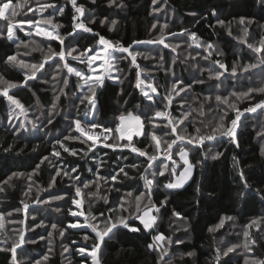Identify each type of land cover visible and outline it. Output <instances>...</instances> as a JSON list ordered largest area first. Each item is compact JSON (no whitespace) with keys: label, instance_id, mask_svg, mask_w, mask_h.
<instances>
[{"label":"trees","instance_id":"trees-1","mask_svg":"<svg viewBox=\"0 0 264 264\" xmlns=\"http://www.w3.org/2000/svg\"><path fill=\"white\" fill-rule=\"evenodd\" d=\"M13 2L14 5L20 4L21 7L15 8L18 14L11 18L12 23L33 17V13L25 15V0H13ZM41 2H47V0H41ZM52 2L57 7L67 4V0H52ZM118 2H122L124 7L109 8L108 0H95V3H92L91 0H77V3L82 4L85 9L84 16L81 18L84 23L93 28L94 32L100 33L101 36L113 43L120 41L121 44L127 47L132 45L133 41L160 38L161 32H163L166 37L165 43H179L181 45L176 52L155 43L135 44L133 49L142 53L136 59V63L140 65V68L145 69L142 78L150 72L160 95H164L165 90L171 88L176 78L182 80L185 85L192 84L191 89L180 93V96L176 97L171 108V115L177 116L184 109L203 106V116L197 111L193 113L192 117H189L192 120V126L188 127V133H194V128L201 127V122L210 128L218 121L220 110L217 109L215 96H229L232 92H244L249 88L263 84L264 73H261L259 69L248 73H243L238 69L237 75L232 76L225 73L219 80L210 79L208 71H202L217 67L213 65V60H220L229 69L234 66V61L245 64L252 60L251 50L247 49L246 45L240 43L236 38L243 34L244 25L239 24L240 17H246L254 21L248 25L249 37L247 39L249 42L259 40L260 36L264 35V12H261L256 6V0H167V4H165V0H160L155 7L161 8L162 11L155 13L153 12L152 0H118ZM28 3L35 7L36 0H28ZM212 9H215L219 18L224 20L225 24L231 28L232 36L227 34L226 28L217 24V17L211 15ZM52 12L53 9L49 8L42 14H36L35 19L41 21V26H43L44 20ZM192 13H196V15H192ZM71 14V5L67 4L64 7V14L55 15L52 19V25H59V27L54 30L52 25H48L47 30L58 32L66 37L64 40L65 50L69 45L76 47L78 52L82 51L85 46L88 48L96 46L99 38L83 30H78L75 36H67V33L72 31ZM105 18L109 23L101 25L100 21ZM90 19H94L95 23H89ZM113 19L118 23L110 31V21ZM7 23L0 19V33L6 35ZM165 23L168 24L167 29L163 28ZM153 24H156V28H152ZM23 27L27 30L29 26L25 24ZM184 28L196 33L202 43L206 42L214 45L215 51L210 60L206 61L202 58L207 55L203 48H197L195 45L189 47L190 40L186 39V35L175 37L169 35V33H180ZM14 37H16L14 41H9L0 36V74H3L5 79L12 82H22L25 79L24 72L28 70L5 64L4 60L7 56L20 53L18 59L22 58L34 63L39 61L43 55L39 51H33L34 48L43 47L47 50L51 46L54 51H60L59 41L56 40H47L34 34L27 35L26 31L18 29L14 30ZM110 51L112 50H109V53ZM26 52L31 54L24 55ZM78 52L73 53V55H78ZM112 53L118 58L115 62L116 71L111 74L113 79H109L110 75L103 77V88L95 89L99 109L96 119L104 122L107 126H111L121 112L131 111L141 116L144 121L143 131L146 134L155 131L158 136L162 135L163 131H167V129H162L161 121L163 118H156L154 123L161 125V127H154L148 123V118L143 115L146 111L149 112V115H153L156 109H149L148 104L150 102L145 100L139 90L134 87V76L137 69L130 64L131 58H122L126 57L127 53L119 51ZM216 53H220V55ZM192 57H195V59H192ZM58 59L54 58V60L45 64L42 71L47 74L41 76L40 73H37L38 78L36 80L28 81L30 87L23 86L11 89L10 94L15 93L16 98L28 109L26 117L20 114L19 109L9 115L11 108L14 106H11L6 98L0 97V181L13 172H23L25 174L32 172L44 156H48L52 161L51 165L48 161L40 164L39 173L33 177L34 182L21 177L13 180L11 187L5 186V191L0 192V212H12V216H6L3 221L4 229L0 230V241L5 239L9 243L16 241L18 236L11 229H21L25 226L24 224H11L8 222L9 220L20 221L24 219L21 201L28 204L33 203L37 198L41 200L48 199L49 192L64 195L63 200L51 201L49 204H34L28 208L29 218L26 220V224L32 225L35 230L27 232L25 238L26 240L31 238L36 243L26 244L23 255L20 254L18 249V259L27 262L29 257H35L39 260L42 254L48 252V248H52L53 251L50 254L49 261H41V264H90V261L85 260L84 257L75 254L73 251L79 246L94 243L91 238L87 241L83 239L86 232H88L87 229L84 231L69 229L61 237L58 231H54L50 227L51 224L55 223L58 225V229L65 228L69 222L75 220L68 214L69 208L73 211L77 210L65 194L72 192L74 195V189L71 186L78 182L70 180L66 176H60L56 178L55 186L49 189L50 176L56 170L54 166L58 164L65 171H70L75 167L78 169L80 179L87 180L94 179L93 174L88 169L99 162L96 159L97 157L106 162L102 168L96 169L101 176H108L124 164L139 163L145 158L132 153L128 148L113 150L104 147L102 144H97L92 152H88V157L91 158H87L84 156V152L80 150L83 149L87 152L92 141L84 144L79 140L67 142L68 147L77 149L80 153L78 156L74 157L62 153V158L59 160L52 157V146L56 143L55 138L63 139V135H79V133L69 128V123L73 118H84L82 114L87 107L85 103L80 105L79 113L74 110V103H78L77 95H83L81 85L84 84V81L73 75L69 78L68 86L63 89L68 95L60 96L57 108L58 114L54 116L53 123L47 125V127L41 123L48 116L50 102L54 100L55 95L60 94V89L63 87L62 81L67 70H57L52 66ZM66 59L72 66L79 67L81 70L88 68L85 64L73 61L71 57L66 56ZM173 59L176 60L175 64L172 63ZM169 69L175 73V77L171 76ZM58 71L59 75L57 74ZM52 76H56L55 81L52 80ZM115 77H119L120 80H123V83L114 79ZM197 78L203 79L205 83H195ZM44 80H47L48 83H43ZM57 81H60V83H57ZM53 88H55V91H53ZM122 89L123 91H121ZM84 91L87 92L86 86ZM160 95L156 96L155 100L159 108L163 109L164 104L160 102ZM254 95L257 100L261 98L260 94ZM181 97L185 101L184 109L179 108L176 103ZM206 97H212V100L206 102ZM231 102H235L237 107L243 109L250 103H255L256 100L250 101L247 98L236 100L233 97ZM136 105H139V108H136ZM222 108L227 110L230 116L235 115L234 112L227 109V106H222ZM37 117H39V120H37ZM9 120L11 123L8 122ZM31 121L40 124L38 130L31 129ZM21 123H24L29 130L20 129L18 126ZM117 123L119 122L117 121ZM185 123L187 124L188 121H185ZM13 125L17 127H13ZM261 130H264V115H261L258 110L256 113H245L241 117L240 128L237 130V138L240 142L239 148H236L227 136L220 137L217 141L206 142L205 146L199 151L188 145L190 160L193 163L202 160L203 163L194 169L191 180L181 189H166L164 185L169 181L166 179L168 174L165 173V177H159V186L154 185L151 196L148 197L145 181L140 178L142 169L140 171L125 169L133 177L132 179H119L118 182H109L108 184L101 180L98 196L87 195L89 192L97 191L96 185L84 189L81 210L85 215L79 217L81 224L84 223L88 213L98 215L100 211L107 209L109 206H114L117 200L125 197L129 192L133 194V197L128 198L130 212L135 204L134 197L142 192L146 196L141 203L142 209L147 204V199H151L157 206L165 198L168 201L166 207L160 209L159 214L154 212V215H158V219L156 229L151 234L149 230L143 228L138 220L129 221L130 224L139 227L141 231L130 232L121 229L114 240L108 242L106 247H102L100 253L102 264H157V253L147 249V244L153 242L152 236L157 231L164 233L165 236H170L174 242L169 249L172 264H210L211 253L215 247L222 246L221 241L224 245L230 243L243 244V225L251 219L264 217V201L259 198L246 199V202L236 199L235 193L240 189V180L239 173L234 167L233 157L239 161V166L244 170L249 183L264 188V139L257 135ZM112 142L111 139L108 140V143ZM121 143H127V141H121ZM132 143L138 148H147L151 152L152 149L148 148V145L154 142L151 141L150 135L147 140L143 135H134ZM6 148H10V151H5ZM33 148L36 150L33 151ZM217 152L222 153V155L213 160L211 157ZM204 153L208 154L207 159H204ZM174 159H179V157L174 155ZM167 163L171 164V161H167ZM76 174V172L72 173L73 176ZM151 178L149 176V179ZM172 179L174 180V177ZM29 183L32 185L31 191H28ZM197 186L200 188L199 192L196 191ZM26 191H28V196L24 195ZM101 197H107L109 203L105 204ZM77 199H80V197H77ZM14 209H20L21 211L16 212ZM173 211L180 213L183 219L173 216ZM32 216L36 218L35 222L31 219ZM223 216H233L235 220L227 222L225 227L216 233H209L208 228L216 225ZM40 221H43L44 226L35 227ZM49 232H52L50 237L48 236ZM42 236L44 239H41ZM176 240H183V243L176 244ZM72 241H76V244H73ZM63 246H67L69 251L64 252ZM189 251H194L196 256L180 258L181 253ZM237 252L240 253L241 258L234 260L233 264H243V248L237 249ZM231 255L235 256L236 254ZM249 255L264 257V241H260L255 252ZM0 264H10V254L0 252Z\"/></svg>","mask_w":264,"mask_h":264},{"label":"snow or ice","instance_id":"snow-or-ice-1","mask_svg":"<svg viewBox=\"0 0 264 264\" xmlns=\"http://www.w3.org/2000/svg\"><path fill=\"white\" fill-rule=\"evenodd\" d=\"M92 3H95V0H91ZM160 2V0H152L154 5L153 12L162 11L161 8L155 7ZM67 4L71 5L72 14H71V22H72V31L67 33V36H75L78 33V30H83L84 32L90 33L95 37H98L97 45L93 48H85L82 51L78 52V49L72 45H69L67 50H65L64 40L65 36L60 35L55 31H48L47 26L52 25V19L55 15H63L64 7ZM67 4L57 7L52 0H47V2H41V0H36L35 7H33L28 0H25L24 7L26 9L25 15L27 13H33V17L22 19L16 23L11 22V18L17 16V12L15 8L21 7L20 4H15L13 0H0V19L8 22L6 27V35L4 33H0V36L3 38L14 41L16 37H14V30L26 31L27 35H35L39 37L46 38L47 40H56L59 41L58 47L60 51H54L51 46L45 50L43 47L34 48L33 51L41 52L42 58L37 62H28L25 59H18L21 55L20 53L9 55L4 60V63L7 65H11L12 67H19L20 69H27L28 71L24 72L25 79L22 82H12L5 79L3 74H0V97H4L7 99L11 106V111L9 115L14 113L16 109L20 110V114L27 116L28 109L25 108V105L21 103L19 99L16 98L15 93L10 94L11 89L29 86V80H36L37 73H40L41 76L46 75L47 73L42 71L45 68V64L49 61L54 60V58H59L52 65L55 69H66V74L64 75L62 84L63 87L60 89V94L54 96V100L50 102V107L48 111V116L41 123L47 127L53 123V118L57 112L58 102L60 101V96H67L68 93L64 92V88H66L69 84V78L71 76H75L79 78V80H83L84 84L81 85V93L83 95L78 94L76 99L78 103H74L73 107L75 112L79 113L80 105L87 104L85 111L82 116L84 118H73L69 123V128L72 131L79 133V135L71 136V135H63V139L57 137L56 143L52 146V157L59 160L62 158V153H67L71 156H78L80 153L75 148H70L67 146V142L70 140H79L81 143L87 144L89 141H92L88 146L87 152L81 149V152H84V156L88 157V152H92L97 144H102L106 148H112L113 150L117 148H128L132 153L138 154L139 157L145 158L144 160L137 162H132L130 164H124L119 167L117 171L114 173H110L108 176H101L96 169L102 168L105 161L100 158H96L99 162L94 165V167L89 168L88 171L93 174L94 179L81 180L80 175L78 174L77 168H72L70 171L63 170L58 164L54 167L56 168L54 174H51L49 180V189H51L56 184V178L60 176H66L70 180H74L78 183L72 185L71 187L74 189V195L72 192L66 193L70 202L76 206V211H73L71 208L68 210V214L75 218L74 221L69 222L65 228H59L58 225L53 223L50 225L51 229L54 231H58V234L63 237L65 232L69 229H80L84 231L88 230L84 235L83 239L87 241L88 239H93L94 243L91 245H83L79 246L73 251L75 254L82 256L85 260L90 261V264H102L101 260V250L102 247H106L107 243L114 240L118 235L121 229H126L130 232H140L141 229L139 227L130 224L131 220H138L143 228L149 230L150 234L153 230L156 229L158 215H151L154 211L159 214L160 209L166 207L167 198L165 200L159 202V206L154 203L151 199H147V204L145 207L141 208V203L145 200V193H140L139 195L134 197V207L133 210L129 211V199L133 197L131 192L127 193L125 197L117 200L114 206H109L107 209L100 211L98 215H92L88 213L85 217V221L83 224L80 223L79 217L84 216V212L81 210L84 196V189H89L91 185H96V192L87 193L88 196H98L99 195V182L102 180L105 184L109 182H118L119 179H132L133 177L129 175V172L125 169H134L140 171L142 169L141 179L145 181V188L147 190V196L150 197L152 193L153 186L157 187L160 184L159 177H165V173H167L166 179H168V183L164 185L166 189L176 190L181 189L188 183L192 178V174L194 169L198 165H202L203 161H197L193 163L189 159V151L187 150V146L191 145L196 151H199L203 148L206 142L217 141L220 137L227 136L230 138V142L235 145L236 148L240 147L239 139L237 138V130L240 128L241 117L245 113H256L258 110L261 115H264V84L258 87L249 88L244 92H232L229 96H215V101L217 102V109L220 110L218 121L213 124L210 128L201 122V127L194 128V133H188L187 129L189 126H192V120L189 117H192L194 112L199 111L201 116L203 113V106L200 105L198 108L184 109V99L181 97L180 100L176 101L179 108L184 109L177 116L171 115V108L173 101L177 96H180V93L186 92L187 90L192 88V84L189 83L187 85L184 84L182 80L176 78L171 85L170 89L165 90L164 95H160V92L155 85L154 78H152L151 73H147L142 78V73H145V69H141L140 65L136 63L137 56L142 55L141 52L135 51L133 49V45L147 43V44H160L165 48H170L172 52H176L178 48L181 47L179 43L171 44L165 43L166 37L164 33L161 32L160 38H155L147 41H133L132 45L125 47L120 41H116L113 43L112 41L106 39L104 36H101L100 33L94 32L93 28L89 27L84 23V6L82 4H78L77 0H67ZM165 4H167V0H165ZM256 6L264 12V0H256ZM108 7L112 8H123L124 4L122 2H118V0H108ZM53 9L52 13H49L48 18H46L43 22V26H41V21L35 19L36 14H42L47 9ZM7 13V15H6ZM192 15H196V13H192ZM211 15L217 17V24L221 27L226 28L227 34L232 36L231 28L225 24V21L220 19L217 15L215 9L211 10ZM198 22V21H197ZM253 20H250L246 17H240L239 24L244 25L243 34L236 39L239 40L240 43L246 45L247 49L251 50L253 54L252 60L245 64H240L234 61V66L231 69L228 68L227 65L222 63L220 60H213L212 63L214 66L213 69H206L202 71H208L210 79L219 80L225 73H229L232 76L237 75V70L239 69L243 73H248L250 71H254L259 69L261 73H264V35H261L259 40H253V42H249L247 39L249 37L248 25L253 23ZM89 23H95L94 19H90ZM101 25L105 23H109L107 18L100 21ZM116 20L110 21V31L114 29L117 25ZM27 24L29 27L27 30L24 29L23 25ZM53 29L59 27V25H52ZM152 28H156V24L152 25ZM164 29L168 28V24L165 23L163 25ZM169 35L175 37L177 35H186V39L190 40L189 47L195 45L197 48H203L207 55H204L202 58L204 60H210L213 56V52L215 51L214 45L212 43H202L200 38L197 37L196 33L191 32L190 29L184 28L180 33H169ZM103 46V47H101ZM119 51L121 53H127L126 57H122L123 59H127L130 57V64L137 69V72L134 76L135 89H138L141 96L149 101L148 104L149 109L155 108L153 115H149V112H144L143 115L148 118V123L153 125L154 127H161V125L155 124L156 118H163L161 121L162 129H167V131H163V134L158 136L155 131L150 134H146L143 131L144 121L141 119L140 115H134L133 112L127 111L121 112L115 120L112 122L111 126H107L102 121H98L96 117L98 116V105L96 100V88L104 87V79L102 75H97L96 70L91 68L90 66L96 61L103 60V53ZM78 52V55H73V53ZM91 53V55H89ZM31 53H25L24 55H30ZM220 55V53H216ZM191 56V54H189ZM67 57H71L73 61H78L81 64H85L88 66L87 69L81 70L79 67L72 66ZM147 58V57H145ZM163 59V57H161ZM195 59V57H192ZM118 58L111 54L108 55V61L110 66L115 67V63ZM176 60L173 59L172 63L175 64ZM102 66V65H100ZM90 69V70H89ZM223 69V71H221ZM118 70V69H117ZM172 77H175V73L169 69ZM59 75V71L57 72ZM95 77V78H94ZM109 79H113V77L109 76ZM114 79L119 80L120 83H123V80H120L119 77H115ZM52 80H56V76H52ZM43 83H48L47 80L42 81ZM79 82V81H78ZM60 83V81H57ZM195 83L203 84L205 81L203 79L197 78ZM85 86L87 87V92L84 91ZM55 91V88H53ZM123 91V89L121 90ZM151 93V94H150ZM90 94V95H89ZM175 94V95H173ZM254 94H260L261 98L256 99ZM160 95V102L164 104V108L160 109L159 105L156 103L155 97ZM236 100H243L247 98L248 100H256L255 103H250L247 107L240 109L237 107L235 102H231L232 98ZM212 100V97H206L205 101ZM222 106H227V109H230L235 113L234 116H230L229 112L222 108ZM136 108H139V105H136ZM195 119V117H193ZM39 120V117H37ZM125 120L134 121L135 128L125 127L123 122ZM117 121L119 123H117ZM185 121H188L186 124ZM11 123V121H8ZM31 129L38 130L40 124L36 121H31ZM183 125V127H181ZM13 127H17L13 125ZM20 129L25 131L29 130L28 127L21 123L18 126ZM89 130L96 131V135H89ZM110 134V135H105ZM145 136L146 140L150 135L151 141L154 143H149L148 148L152 149L151 152L146 149H141L135 146L132 143L133 136ZM257 135L264 139V130H261L257 133ZM104 136V140H101L100 137ZM86 138V139H85ZM109 138L113 141L112 143H108ZM127 141V143H121V141ZM163 141V147H162ZM139 143V141H137ZM58 146V147H57ZM175 146V151H174ZM5 151H10V148L4 149ZM36 149L33 148V151ZM94 154V153H93ZM107 155V153H105ZM174 155L179 157V162L174 159ZM207 153H204V159H207ZM222 153H215L212 155V159H218ZM45 161H48L49 165L52 164V161L48 156H44L43 159L38 163L32 172L23 173V172H13L11 175H8L5 179L0 181V192L5 191V186L11 187L12 181L24 177L27 181H33V177L36 176L40 171V164H43ZM167 161H171V164L167 163ZM234 167L237 169L239 173L240 180V189L235 193L236 199L238 201H245L246 199L251 198H259L261 201H264V188L256 187L253 184H250L249 181L245 177L244 170L240 168L239 161L233 157ZM155 166V167H154ZM152 170V171H150ZM179 171V175L177 172ZM73 172L77 174L75 176L72 175ZM149 176L152 178L149 179ZM173 177L175 180L173 181ZM34 182V181H33ZM31 183L28 184V191H31ZM114 187V185H113ZM28 191L24 193L25 196H28ZM196 191L199 192L200 188L197 186ZM80 197V199H77ZM65 198L64 195H58L52 192L48 193V199L41 200L37 198L34 203L36 204H49L51 201L63 200ZM104 200L105 204H108L109 201L107 197H101ZM23 204V212L24 219L20 221L9 220L8 222L11 224H24L25 226L21 229H11L14 232L18 239L11 243L8 242L7 239L4 241H0V252L10 254V264H41V261L48 262L50 259V254L53 249L48 248V252L42 254L41 259L37 260L35 257H29L28 261L25 262L23 259H18V249L20 250V254L23 255L25 252L26 244L36 243L35 240L29 238L26 240V233L30 231H34L35 229L32 225L26 224V220L29 218L28 208L29 204L21 201ZM150 205V207H149ZM59 211V209H57ZM14 211L19 212L20 209H14ZM11 217L12 212L3 211L0 212V230L4 229L3 221L5 217ZM173 216L183 219L180 213L173 211ZM31 219L35 222V217L32 216ZM235 217L233 216H223L219 219V222L213 227L208 228L209 233H216L220 229L225 227L227 222L234 221ZM63 223V222H61ZM103 225V227H101ZM264 217H258L255 219L249 220L245 225H243L242 235L244 238L243 244H227L224 245L223 241L220 242L222 246H217L211 253L210 256V264H233V261L236 259H240L241 255L237 252V249L243 248V264H264V257L259 255H249L255 252L256 247L260 241H264ZM43 225V221H40L35 227H41ZM94 234V235H90ZM48 236H52V232L48 233ZM41 239H44L42 236ZM214 239V237H213ZM152 243L147 244V249L149 251H153L157 253V264H172V258L169 256V249L173 245V240L170 236H165L162 232H156L155 235L152 236ZM51 243V241H49ZM73 244H76V241H72ZM176 244H182L183 240H176ZM91 249L90 251L88 249ZM64 252H68L69 248L67 246H63ZM236 254L235 256L231 254ZM196 253L194 251L183 252L180 254V258L184 257H194Z\"/></svg>","mask_w":264,"mask_h":264},{"label":"rangeland","instance_id":"rangeland-1","mask_svg":"<svg viewBox=\"0 0 264 264\" xmlns=\"http://www.w3.org/2000/svg\"><path fill=\"white\" fill-rule=\"evenodd\" d=\"M101 47H103V46H101ZM111 52V54H113L112 53V51H110ZM91 55V54H90ZM108 55H109V52H105V53H103V56H104V59L103 60H97L96 61V63H94V64H92L90 67L91 68H94L95 70H96V74L97 75H102V78L105 76V75H110L111 76V74L113 73V72H115L116 71V67H112V66H110V63H109V61H108ZM115 63V62H114ZM100 65H102V66H100ZM263 84H264V82H263ZM134 114V113H133ZM134 115H136V114H134ZM126 128L127 127H132V126H125ZM133 128V127H132ZM143 129H144V127H143ZM187 150H188V148H187ZM189 151V150H188ZM190 154V153H189ZM189 159H190V155H189ZM178 162H179V159H176ZM180 171V170H179ZM179 171L177 172V175H179ZM174 180H175V177H174ZM173 180V181H174ZM151 215H154V211L151 213Z\"/></svg>","mask_w":264,"mask_h":264},{"label":"crops","instance_id":"crops-1","mask_svg":"<svg viewBox=\"0 0 264 264\" xmlns=\"http://www.w3.org/2000/svg\"><path fill=\"white\" fill-rule=\"evenodd\" d=\"M124 126H132L133 128H135V122L134 121H129V120H125L123 122Z\"/></svg>","mask_w":264,"mask_h":264},{"label":"built area","instance_id":"built-area-1","mask_svg":"<svg viewBox=\"0 0 264 264\" xmlns=\"http://www.w3.org/2000/svg\"><path fill=\"white\" fill-rule=\"evenodd\" d=\"M96 134H97L96 131H94V130H89V135H96ZM105 135H110V134H105ZM100 139H101V140H104V136H101ZM109 139H110V138H109Z\"/></svg>","mask_w":264,"mask_h":264},{"label":"water","instance_id":"water-1","mask_svg":"<svg viewBox=\"0 0 264 264\" xmlns=\"http://www.w3.org/2000/svg\"><path fill=\"white\" fill-rule=\"evenodd\" d=\"M28 204H29V207H30V206H32V205H34V204H36V203L33 202V203H28Z\"/></svg>","mask_w":264,"mask_h":264},{"label":"bare ground","instance_id":"bare-ground-1","mask_svg":"<svg viewBox=\"0 0 264 264\" xmlns=\"http://www.w3.org/2000/svg\"><path fill=\"white\" fill-rule=\"evenodd\" d=\"M57 20H58V19H57ZM155 46H156V45H155ZM21 51H22V50H21ZM21 51H20V52H21ZM26 61H27V60H26ZM38 75H39V74H38Z\"/></svg>","mask_w":264,"mask_h":264}]
</instances>
